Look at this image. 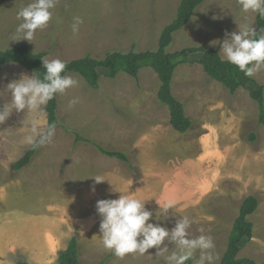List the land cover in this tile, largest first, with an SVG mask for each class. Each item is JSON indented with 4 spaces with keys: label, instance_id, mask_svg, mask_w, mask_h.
<instances>
[{
    "label": "rangeland",
    "instance_id": "obj_1",
    "mask_svg": "<svg viewBox=\"0 0 264 264\" xmlns=\"http://www.w3.org/2000/svg\"><path fill=\"white\" fill-rule=\"evenodd\" d=\"M180 1L58 0L52 20L29 42L11 40L22 22L18 11L33 0H5L0 5V50L21 43L46 53L44 59L65 62L87 55L101 60L115 51L156 50ZM256 15L243 12L238 0H205L174 34L167 51L213 47L220 53L225 33L238 32L239 25L256 28ZM76 17L83 23L73 33ZM198 57L190 53L177 66L172 82L173 94L193 121L186 133L171 127L169 108L157 98L160 80L148 67L137 79L123 70L110 78L101 69L97 87L68 73L79 83L58 94L59 125L52 141L19 171L12 166L30 147L25 142L29 122L39 120L46 127V105L37 112L13 110L0 122V264H15L19 258L58 264L60 252L75 235L81 264L103 259L104 264H165L155 248L121 258L103 247L96 203L122 194L145 202L153 213L149 222L169 230L176 220L189 217L192 238H212L211 251L219 257L214 264L226 251L240 203L260 194L258 210L250 216L254 236L239 256L264 261V125L258 122V106L248 89L232 94L210 78ZM22 74L35 75L17 63L0 68V108L11 103L7 86ZM253 78L264 84V68ZM74 98L78 103L70 105ZM253 131L259 136L254 144L247 141ZM96 144L126 151L130 163L105 156ZM95 176L105 181L96 184ZM167 201L175 208L165 211ZM165 244L171 254L174 245ZM199 256L196 250L193 264Z\"/></svg>",
    "mask_w": 264,
    "mask_h": 264
},
{
    "label": "clouds",
    "instance_id": "obj_2",
    "mask_svg": "<svg viewBox=\"0 0 264 264\" xmlns=\"http://www.w3.org/2000/svg\"><path fill=\"white\" fill-rule=\"evenodd\" d=\"M58 0H33L17 13L22 22L17 26L11 41L27 40L33 42L37 30L45 28L52 20ZM243 12L259 13L264 16V0H238ZM81 18H74L73 33L79 31ZM222 42L221 60L235 65L247 77H253L264 68V34L257 36L253 26H240L238 32L225 33ZM213 44L221 43L213 41ZM46 69L43 78L36 74L29 76L22 74L18 80L8 84L11 93V103L0 108V122H4L13 110L17 112H37L52 100L57 94H64L67 90L78 85L79 81L71 75L65 74L67 63L60 59H43ZM78 103L74 98L70 105ZM55 125L46 127L39 120L29 122V132L25 136L28 145L40 146L50 143L55 134ZM105 181L95 176V183ZM91 191L95 193L93 185ZM113 191H115L113 189ZM161 207L160 203L157 201ZM165 211L175 208L173 201L163 205ZM96 211L101 217L100 233L103 247L112 251L118 257L129 253L143 255L149 249L155 248L156 255L163 257L165 264H186L196 250L200 251L197 264H214L218 259L212 249L215 244L210 236L200 235L192 238L188 229L191 220L187 216L176 220L170 230L158 222H149L152 211L146 209L145 202L139 198L121 195L117 199H103L96 203ZM158 215L156 220L159 221ZM165 241L174 245L175 250L167 254L169 247Z\"/></svg>",
    "mask_w": 264,
    "mask_h": 264
},
{
    "label": "trees",
    "instance_id": "obj_3",
    "mask_svg": "<svg viewBox=\"0 0 264 264\" xmlns=\"http://www.w3.org/2000/svg\"><path fill=\"white\" fill-rule=\"evenodd\" d=\"M205 0H181L177 8L174 20L169 23L161 32L156 50L135 51L127 53L120 51L109 52L103 59L99 60L90 55L83 58L73 59L67 63L65 74L75 73L84 78L91 87H97L101 69L106 70V75L115 78L120 71L137 79L141 69L152 68L158 75L160 86L157 91L158 100L169 108L170 125L181 133L191 129L193 121L187 116L184 104L173 94L172 82L177 66L185 62L190 53H198L197 62L203 67L207 75L213 80L221 83L232 94L239 88L248 89L251 98L258 106V122L264 125V84L253 77H247L235 65L221 60L218 49L213 47H191L181 51L170 53L167 48L173 41L174 34L185 27L191 20L195 10ZM5 0H0V5ZM257 36L264 34V16L256 15ZM46 53H35L24 44L17 43L6 50H0V68L8 63L22 65L28 71L43 78L46 69L43 67V59ZM58 94L45 106L47 125H59L58 116ZM55 127V128H56ZM78 140L87 139L77 136ZM259 140L257 132L253 131L247 136V141L256 143ZM99 151L107 157H114L120 161L130 163L126 151L112 150L98 144ZM40 146L30 145L29 149L13 163V169L19 171L28 166L37 154ZM262 201L260 194H252L244 198L238 208V215L233 222L229 235L228 245L219 264H264V261H256L248 257H240L243 246L254 236V223L250 216L258 210ZM105 259L94 264H104ZM15 264H32L25 258H19ZM58 264H81L79 238L73 236L67 247L60 252ZM186 264H193V259L186 261Z\"/></svg>",
    "mask_w": 264,
    "mask_h": 264
},
{
    "label": "crops",
    "instance_id": "obj_4",
    "mask_svg": "<svg viewBox=\"0 0 264 264\" xmlns=\"http://www.w3.org/2000/svg\"><path fill=\"white\" fill-rule=\"evenodd\" d=\"M199 188H201V187H199ZM56 230V229H55ZM53 262H55V260L53 261ZM35 264V263H34Z\"/></svg>",
    "mask_w": 264,
    "mask_h": 264
}]
</instances>
